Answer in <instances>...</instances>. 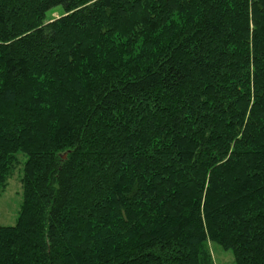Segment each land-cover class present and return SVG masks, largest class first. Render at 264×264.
Listing matches in <instances>:
<instances>
[{"label":"trees","instance_id":"16d2710c","mask_svg":"<svg viewBox=\"0 0 264 264\" xmlns=\"http://www.w3.org/2000/svg\"><path fill=\"white\" fill-rule=\"evenodd\" d=\"M19 153L0 264H264V0H0Z\"/></svg>","mask_w":264,"mask_h":264},{"label":"rangeland","instance_id":"374dc122","mask_svg":"<svg viewBox=\"0 0 264 264\" xmlns=\"http://www.w3.org/2000/svg\"><path fill=\"white\" fill-rule=\"evenodd\" d=\"M61 13H62V7H58L57 9L49 13V18L58 17ZM99 140L101 142L106 141L107 137L105 136L100 137ZM99 149H101V147ZM87 150H91V149L88 148ZM101 153L102 152L98 151L97 149L95 150V152L91 153V155H94L91 157L99 158ZM26 159H27L26 156L22 153H19L17 155L16 162L11 170V175L7 181L5 188L2 190L0 194V225L16 224L18 215L20 213L21 205L23 202V195H24L23 177H24V167H25ZM127 177H129V174L127 175ZM86 187L87 185L85 186V188ZM86 190H88V187L86 188ZM74 216H75L74 211H72L71 209L67 211L65 217V220H67L66 221L67 227L69 226L70 228L72 227L73 224L76 223V219ZM208 245L212 253L215 264H235L234 256L231 251L225 250L222 246L212 241H208Z\"/></svg>","mask_w":264,"mask_h":264}]
</instances>
